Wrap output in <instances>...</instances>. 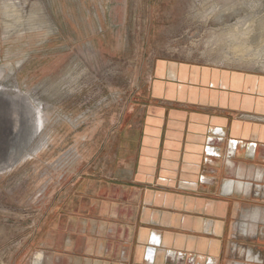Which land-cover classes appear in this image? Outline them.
<instances>
[{
	"label": "crops",
	"instance_id": "crops-1",
	"mask_svg": "<svg viewBox=\"0 0 264 264\" xmlns=\"http://www.w3.org/2000/svg\"><path fill=\"white\" fill-rule=\"evenodd\" d=\"M151 82L154 100L184 109L143 106L130 122L124 109L89 126L107 133L95 145L77 136L23 264H256L230 256L223 237L227 222L264 206V124L241 116L264 114V79L159 60Z\"/></svg>",
	"mask_w": 264,
	"mask_h": 264
},
{
	"label": "rangeland",
	"instance_id": "rangeland-1",
	"mask_svg": "<svg viewBox=\"0 0 264 264\" xmlns=\"http://www.w3.org/2000/svg\"><path fill=\"white\" fill-rule=\"evenodd\" d=\"M159 60L264 79V0H0V88L21 91L42 124L31 144L37 151L0 171V264L24 263L47 193L71 170L70 162L62 165L77 153V136V145L92 146L107 135L102 130L92 137L90 125L124 109L129 122L143 106L184 109L152 98ZM241 116L264 124V114ZM261 208L226 223L230 256L248 259L251 248L264 262ZM255 211L260 218H253ZM242 220L241 227L260 222L257 234L242 235Z\"/></svg>",
	"mask_w": 264,
	"mask_h": 264
},
{
	"label": "water",
	"instance_id": "water-1",
	"mask_svg": "<svg viewBox=\"0 0 264 264\" xmlns=\"http://www.w3.org/2000/svg\"><path fill=\"white\" fill-rule=\"evenodd\" d=\"M36 114L38 117V111L21 91L10 93L0 88V171L8 170L31 151H37L31 149L33 138L42 127Z\"/></svg>",
	"mask_w": 264,
	"mask_h": 264
},
{
	"label": "flooded vegetation",
	"instance_id": "flooded-vegetation-1",
	"mask_svg": "<svg viewBox=\"0 0 264 264\" xmlns=\"http://www.w3.org/2000/svg\"><path fill=\"white\" fill-rule=\"evenodd\" d=\"M233 141V140H232ZM251 143V142H250ZM254 143H257V142H254ZM258 144V143H257ZM233 145L237 146V142L233 141ZM209 150V149H208ZM247 257L249 258V260H251L252 262L256 263V264H260L261 260L260 258L258 257V255H256L254 252L252 251H248L246 253ZM244 261H247L248 259H243Z\"/></svg>",
	"mask_w": 264,
	"mask_h": 264
},
{
	"label": "bare ground",
	"instance_id": "bare-ground-1",
	"mask_svg": "<svg viewBox=\"0 0 264 264\" xmlns=\"http://www.w3.org/2000/svg\"><path fill=\"white\" fill-rule=\"evenodd\" d=\"M20 8V7H19ZM35 15V14H34ZM31 16V15H30ZM33 17V16H32ZM31 17V18H32ZM23 21V20H22ZM27 22H28V20H26ZM32 21H34V20H32ZM25 23V22H24ZM34 23H36V22H34ZM33 24V23H32ZM13 25V24H12ZM9 27V26H8ZM12 27V26H11ZM33 29H34V27H32ZM2 71V70H1ZM1 73V72H0ZM3 74V73H2ZM4 77V76H3ZM2 78V77H1ZM255 215H257V214H259L258 213V211H256L255 213H254ZM251 225H249V229H248V226H247V224H244V227H242L241 228V232L243 233V234H245V233H247V230H248V232L250 233V231H251ZM34 260V259H33Z\"/></svg>",
	"mask_w": 264,
	"mask_h": 264
},
{
	"label": "built area",
	"instance_id": "built-area-1",
	"mask_svg": "<svg viewBox=\"0 0 264 264\" xmlns=\"http://www.w3.org/2000/svg\"><path fill=\"white\" fill-rule=\"evenodd\" d=\"M229 152L231 153V149L233 148V144H232V141H230V143H229Z\"/></svg>",
	"mask_w": 264,
	"mask_h": 264
}]
</instances>
